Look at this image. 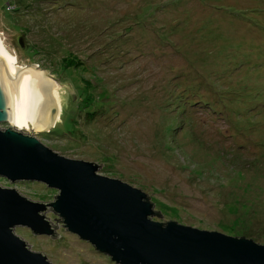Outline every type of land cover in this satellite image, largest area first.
<instances>
[{"label":"rangeland","instance_id":"rangeland-1","mask_svg":"<svg viewBox=\"0 0 264 264\" xmlns=\"http://www.w3.org/2000/svg\"><path fill=\"white\" fill-rule=\"evenodd\" d=\"M0 38L18 67L59 87L51 127L15 130L140 189L154 221L264 245V0H0ZM33 183L0 178L55 201ZM42 215L52 236L13 230L30 250L114 264Z\"/></svg>","mask_w":264,"mask_h":264},{"label":"water","instance_id":"water-1","mask_svg":"<svg viewBox=\"0 0 264 264\" xmlns=\"http://www.w3.org/2000/svg\"><path fill=\"white\" fill-rule=\"evenodd\" d=\"M17 43L23 47L21 37ZM34 68L10 67L0 56V124L10 123L0 129V178L40 183L58 193L54 202L43 204L0 186V264H51L13 232L23 227L36 236H52L53 229L42 215L47 208L69 233L114 264H264V245L154 221L152 216L161 215L140 189L100 175L93 162L59 155L29 131L15 130L27 73H34L58 97V85L46 71Z\"/></svg>","mask_w":264,"mask_h":264},{"label":"bare ground","instance_id":"bare-ground-1","mask_svg":"<svg viewBox=\"0 0 264 264\" xmlns=\"http://www.w3.org/2000/svg\"><path fill=\"white\" fill-rule=\"evenodd\" d=\"M0 56L10 67L23 68L16 65L17 58L11 56L8 51H6L1 38ZM34 69L38 70L37 67ZM54 82L57 84L56 81ZM23 92L24 96L20 105L18 120L13 127L24 129L33 125L37 131H46L55 122L54 118L56 117L54 113L59 111L56 108L52 109V107H55L54 105H59L60 102L58 97L50 94L45 85L39 81L34 73H27L24 77ZM52 110L56 111L51 114Z\"/></svg>","mask_w":264,"mask_h":264},{"label":"trees","instance_id":"trees-1","mask_svg":"<svg viewBox=\"0 0 264 264\" xmlns=\"http://www.w3.org/2000/svg\"><path fill=\"white\" fill-rule=\"evenodd\" d=\"M34 184V183H33ZM154 216H156V215H154Z\"/></svg>","mask_w":264,"mask_h":264},{"label":"flooded vegetation","instance_id":"flooded-vegetation-1","mask_svg":"<svg viewBox=\"0 0 264 264\" xmlns=\"http://www.w3.org/2000/svg\"><path fill=\"white\" fill-rule=\"evenodd\" d=\"M17 130V129H16Z\"/></svg>","mask_w":264,"mask_h":264}]
</instances>
